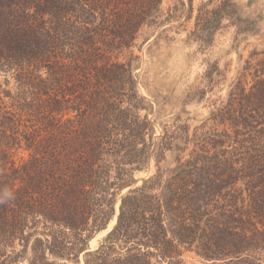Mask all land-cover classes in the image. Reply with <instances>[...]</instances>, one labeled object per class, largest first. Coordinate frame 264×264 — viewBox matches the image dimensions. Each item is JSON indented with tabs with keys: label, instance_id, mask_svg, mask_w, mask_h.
Here are the masks:
<instances>
[{
	"label": "trees",
	"instance_id": "1",
	"mask_svg": "<svg viewBox=\"0 0 264 264\" xmlns=\"http://www.w3.org/2000/svg\"><path fill=\"white\" fill-rule=\"evenodd\" d=\"M163 1L0 0V264H264V50L238 56L205 123L156 135L135 51L185 6ZM209 4L201 46L223 21L236 43L261 33Z\"/></svg>",
	"mask_w": 264,
	"mask_h": 264
},
{
	"label": "rangeland",
	"instance_id": "2",
	"mask_svg": "<svg viewBox=\"0 0 264 264\" xmlns=\"http://www.w3.org/2000/svg\"><path fill=\"white\" fill-rule=\"evenodd\" d=\"M222 1L192 0L190 12L187 0H183L185 6L174 12L172 22L161 25L135 51L139 57L137 91L152 105L150 118L153 117L156 135L161 133L163 125L172 124L177 118L180 124L189 127L190 132L205 123L211 105L223 99L229 90L240 64L238 56L244 60L253 49L264 50V0H232L242 18H263L258 36L233 42L234 28L223 21L222 28L216 32L210 45L201 46L192 40L190 33L194 30L198 8L209 2L207 9L212 10ZM174 4L175 0L163 1L164 15ZM215 64L218 72L213 73L210 80L205 73ZM149 165L151 173L147 177L154 172L153 161ZM147 169L134 175L135 182L146 178ZM124 194L118 196L117 205ZM105 235H94L89 241V248L97 247ZM184 258L185 264L199 263L193 253H187Z\"/></svg>",
	"mask_w": 264,
	"mask_h": 264
},
{
	"label": "water",
	"instance_id": "3",
	"mask_svg": "<svg viewBox=\"0 0 264 264\" xmlns=\"http://www.w3.org/2000/svg\"><path fill=\"white\" fill-rule=\"evenodd\" d=\"M151 173V167H150V165L148 166V169H147V175H146V178H147V176L149 175ZM145 178V177H144ZM141 181H142V179H138V180H136V182L133 184V185H131L130 187H128V188H126V189H124L123 191H122V194H124V193H126V192H128L129 190H131V189H133V188H135L136 186H138L140 183H141ZM107 230V229H106ZM111 230V229H110ZM109 230V231H110ZM108 231V232H109ZM107 232V233H108ZM106 233V234H107ZM99 234V233H98Z\"/></svg>",
	"mask_w": 264,
	"mask_h": 264
},
{
	"label": "bare ground",
	"instance_id": "4",
	"mask_svg": "<svg viewBox=\"0 0 264 264\" xmlns=\"http://www.w3.org/2000/svg\"><path fill=\"white\" fill-rule=\"evenodd\" d=\"M110 229H111V228H110ZM110 229H108V231H109ZM108 231H107V232H108ZM107 232H106V233H107ZM106 233H105V234H106Z\"/></svg>",
	"mask_w": 264,
	"mask_h": 264
}]
</instances>
